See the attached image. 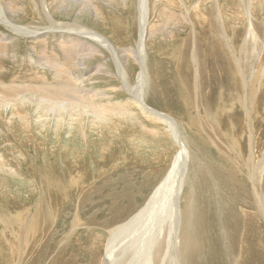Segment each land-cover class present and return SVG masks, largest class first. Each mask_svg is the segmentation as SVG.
<instances>
[{
    "label": "rangeland",
    "instance_id": "1",
    "mask_svg": "<svg viewBox=\"0 0 264 264\" xmlns=\"http://www.w3.org/2000/svg\"><path fill=\"white\" fill-rule=\"evenodd\" d=\"M14 1L17 3V6L19 5V7L14 10L16 21L14 22V19H12L11 23L17 26L26 27L29 32L35 31L36 36H31V34L30 36L22 34L11 25L6 26L3 23L0 24V34L2 33L9 38L14 39L11 40V45H13V43L18 45L15 46L18 49L11 45L8 47L9 49L7 48V51L11 52L8 56L4 54L8 57L5 62H2L3 59L0 58L1 69L5 68L9 70L11 75H15L19 71H23L25 73L36 71L52 75V71L49 67L53 65L56 66L54 61H57L61 67L60 70L66 71L67 69V73L77 72L78 74V66L82 63L86 66V68L81 70L85 74L92 67H95L98 64H104L110 69L108 70L110 73L108 77H101L100 75L98 76V74L91 75V78L89 77L87 82L81 81L83 86H81V83L79 84L80 86L76 85V87H74L75 85L73 86L67 84L64 89L81 90L82 92L79 95L83 97L89 92V89L92 88L90 90L97 92V95L103 97L104 100H102L105 104L113 103L123 105L126 101L132 102L133 104L130 103L131 107H128L127 109L126 106V109L129 110L130 113H133L127 117H125L126 115L123 117L120 113L119 115L118 113L108 114V116L113 117V120L116 118H122V120L124 119L123 121H127L126 123H122L125 125L122 126L126 128L124 135L122 136L121 133V136L116 138H111L105 130L104 137H98L96 134L91 136L92 123L89 124L87 133L90 136V144L94 143L99 146L101 144V146L105 148L109 146L107 149L109 151L106 152L107 155L104 157L98 153L94 147L89 146L85 149L84 146H82V143L80 142V135L75 134V128H77L75 123L72 122L68 127L66 123H61L66 121V117H64L60 122L59 117L57 119L53 117L58 116L57 114L60 112L61 104L62 106H66V103L69 105V103L71 104V101H65V103L60 101L58 102L53 100L52 97L48 96V98L40 93L36 94L38 97L35 95H29L32 99H34L35 105L41 106L37 112L33 113L31 116L32 118L30 117V127L34 126L31 130L33 136L36 137L33 142H30L28 141V138L26 141V137H24V134L20 129H17L18 134L16 132V134L13 135L6 122L7 119L12 121L15 120L17 122L21 106L19 105L17 108L15 106L12 107L13 104L11 101H9L11 103L8 104V101L3 100L1 102L0 100V103H3L2 105L0 104V110H3L0 111V186L4 187L5 185L8 186L9 189V195L6 197H3L0 194V231L4 228L2 229L0 235L2 236L3 232V236L5 235L4 240L3 237L0 236V264H13V262L15 264H63L64 261L71 264H95L98 258H100L101 264L105 263V247L109 239L111 240L113 238V236L110 238L109 235V230L112 226V223H110V218L113 215L112 212H114V210L118 207L130 205L129 210L120 215L119 221L117 222L118 225L123 222L128 215L133 216L134 212L137 210L139 211L140 207H143L154 188L158 186V184L163 180L162 178L167 176L171 171V162L173 159L177 158L176 154L179 152V149L172 140L166 125L160 120H155L156 117H147L148 115H152L148 112L146 113V111L142 112L137 106V102L135 103L136 99L134 100V91L140 78L139 76L143 77L141 86L143 88L142 94L144 105L151 111L162 113L167 118H170L175 122L177 127H179V137L181 138V142L183 143L184 148L188 151H184L182 153L184 159L188 158V153H190V155L194 158L191 165L189 163L187 164V166L190 167L188 169V176L189 178L195 180V183L193 184L194 189L184 191L182 202H184V199L188 197L189 194H195L196 202L193 205L191 220L192 224L198 227L200 235H204L201 233L202 229L200 228V224L198 222L202 211V204L210 211L213 209L212 206L214 204V199H220L217 203L225 202L227 200L231 202L232 197L230 195H228L226 199L223 197V193L229 189V181H237V184L240 185L244 191L247 190V194L252 192L250 194L252 197L254 196L259 202L261 200L262 208L260 210L264 213V181L259 184L257 180H254V170L264 158V34H262L259 47L260 50L258 48H254L252 49L253 52L250 51L251 49L247 43H245L242 48V55H239L241 48L240 50L238 49L239 43L240 45L242 44V39L244 37V34L242 33L246 34L250 25L249 23L252 22L251 24H253L254 22L258 29L262 26V33H264V0H145V6H147L145 13V15L147 14L145 22L147 27L145 29L143 27V31L146 36L144 42H147L144 45L145 48L138 47V31L140 30L138 16L137 24L134 25L137 13V0H92V6H97L96 9L99 12L97 15H93L92 11L91 13L84 10L82 11L83 7H88V4L86 3L88 0L67 1L66 3L68 5L70 4L69 6L72 5L71 9L67 8V6L62 8L59 7V9L55 5H51L48 8L52 7L51 16L55 18L54 23L59 26V29L57 30L58 33H56L57 31L55 33L47 32L49 29H56L49 26V21H52V19L47 13L48 10L46 9L45 12V8H43V11L41 10L39 12V9H37L41 5L44 7V3L41 4L43 0ZM48 1L49 4H51L52 0ZM3 3L10 4V1L0 0V6L3 5ZM74 4H79V6H82V9L75 7L76 5L74 6ZM210 7L213 8L211 9ZM31 8L36 9L39 13L36 15L32 12ZM73 8H77L79 13L74 14L71 12V14L67 17V10H72ZM23 9L25 13L23 12ZM162 10L165 12L168 11L166 15H169L170 12V15L171 13H174V15L177 14L181 16L183 18V22L178 23L176 20H172L169 22L168 26L165 24V26L162 27V29L164 28L165 30L163 29L162 31V29H160L159 33H153V31L149 32V27H151L155 22H159V20L163 19L166 20V18L160 19L159 16H157ZM210 10H213L212 12L215 11L214 15L217 23L221 27L227 29L226 32H222L224 36L221 35L217 37L215 31L207 32L206 27H203L200 24L201 18H208L206 15L209 16L208 13H210ZM217 10L220 11V14ZM249 10H252L253 12ZM248 12H250L252 16H250ZM22 13L25 17H22ZM231 13H233V15ZM238 13L240 14L239 17ZM0 18L4 20V17L1 15ZM119 18L121 19V22L117 21ZM245 20L246 22L248 21L247 23L249 25L245 22ZM255 20H261L262 22H260L262 24ZM17 22H19V24ZM40 23L42 26H39ZM72 24H79L82 27L85 26L90 29L93 28L98 35L103 36L109 45L115 48L114 53L118 57L119 65H121V60L127 65L128 70L125 68L124 70L127 77H129V83L126 85L122 84V81L120 80V73L114 65V61H116L114 60V56L112 57L111 54V58L109 53L102 47H99L101 54L96 55L91 59H84L83 61L79 59L77 62L72 64L73 67L69 68V59L65 56V53H63L64 49L56 44L54 40L60 34L66 36L67 34H65L66 32L63 27ZM46 27L49 28L45 29ZM114 29H116V31ZM193 32L194 34H192ZM173 33H175V35L172 38ZM43 34L54 36L53 38H50L51 42L47 49L43 48V46H38L41 42H33L36 38H38V36ZM148 35L150 36L149 39ZM151 36L153 38H151ZM66 37L64 38V41H67L69 38L68 35ZM45 39L48 41L49 38ZM221 41H223L224 44L227 42L225 45L229 47L233 53H235L230 55L231 52L222 48L218 43ZM33 44L36 49L32 48ZM211 45L212 47H210ZM214 45L217 50L214 48ZM41 47L44 50H42ZM57 47H60L61 50H58ZM139 48L143 50H140ZM126 49L138 51L137 57L136 55L127 54L125 52ZM197 51L199 52L197 53ZM236 51L239 53H236ZM3 53V51L2 53L0 52V56L1 54L3 56ZM42 53L44 54L45 59ZM11 54H13V61L11 60ZM23 55L26 57L29 56L33 61H36L35 65L37 67L29 66L28 64H30L31 61L28 62L24 60L25 63L22 64L20 60H22L21 56ZM128 55L130 57L127 58ZM217 55L220 56L218 57ZM195 58L197 60H195ZM51 60L54 64L51 63ZM198 60L200 62H198ZM44 61H47L46 63L48 65H46ZM153 64L158 65V68L154 73L152 70H149L150 76H155V78H152V84L150 87V76L147 68L148 65L150 67V65ZM200 66L203 67L204 72ZM236 66L238 67V70ZM242 66L244 69H242ZM132 67L134 70H131ZM143 69H145L146 74ZM194 71H197V73H194ZM238 71L240 72L238 73ZM203 73L205 74V78ZM78 74H73L72 78H77L79 80ZM144 76L148 78V81ZM202 77L204 79H202ZM76 81L77 80H75V83ZM52 82L54 83L53 85ZM15 83L19 85L24 84V82L20 80H17ZM49 83H51L49 84L51 88L62 89L58 87L59 84L61 85L60 79L52 80L51 77ZM198 83L199 85H197ZM127 85L129 89H125ZM146 85L148 87H146ZM79 87H81V89ZM200 87L202 88L198 92ZM146 93L148 95H146ZM29 96L28 98H30ZM21 97L22 99L26 98L27 94H22L19 97L20 101L22 100ZM46 100H50V104L47 103ZM53 103H55V107ZM250 104L252 106H250ZM49 105L50 107H48ZM14 108L16 110H14ZM56 108H58V110ZM26 109H30V111H32V109L35 108L34 106H30V108ZM113 109L117 110V106L114 105ZM9 112L11 113L9 114ZM54 112L55 115H53ZM38 113L43 117H39ZM62 113L68 114L67 111L66 113L65 111ZM84 116L87 120L92 121L93 117L92 115H89V112L85 113ZM247 117H249V120ZM125 118L127 119L125 120ZM54 123H56V125ZM41 124L43 126H41ZM16 128L18 127L15 126L12 129ZM36 128L40 131L38 132ZM57 129H60V131L57 132ZM68 130L73 136H70ZM23 137L25 139H23ZM74 138L75 140H73ZM57 139L59 141H57ZM34 141H37V143ZM70 142H73L74 144ZM196 147L198 149H196ZM136 148L137 151H135ZM79 159H81L80 162L74 164L72 163V161H78ZM180 160H182V156ZM197 166L200 170L197 169ZM217 168L221 170H217ZM214 170L217 171L214 173ZM92 181H95L93 183L94 186L90 185ZM80 184L84 186L82 187ZM255 184L257 186H254ZM222 185H224V187ZM80 188H83L82 194L79 192ZM91 189H95V193L92 195L89 193ZM256 189L258 191H256ZM70 190L72 192L74 191V194ZM211 191L215 194L212 195V193H210ZM10 193L12 195H10ZM122 193L124 194L122 195ZM218 193L221 194L218 195ZM81 195L85 197L82 199ZM257 196H259L260 200ZM113 197L122 199L119 202L114 200ZM234 204L236 207H240V203H238V201ZM20 213L22 218L18 216ZM22 213H25L24 215L28 214V222L24 221V215ZM254 214L253 216L257 220L256 227L260 228L261 233L260 236H257V240L259 239V243H263L264 247V242L261 240L262 237H264V215H262L259 211H255ZM12 217H20L23 224L27 223L26 226L30 229H27L28 231L25 230L27 237H25L24 231L22 232V230L15 228L18 224L16 220H13L15 218ZM2 223L5 226H3ZM6 225H9V228ZM32 226L33 228H31ZM6 228H8V230ZM17 230H19V236L17 235L18 233L15 234L18 232ZM106 230H108V232ZM12 231L14 232V236L16 238L13 236ZM226 231V226L219 225L217 230L212 231V239L210 241L197 238L194 243L192 254L199 260H202L204 262L203 264H210V260L215 258L219 260V257H221V260H219L218 264H239V259L243 257L248 260L247 264H261L258 262V258L261 257V253L256 250L254 242L251 244L249 231L244 230L242 232L243 236L237 244L238 248H235V245H232V243L227 241L228 236L226 235ZM49 235L51 236L50 239L48 238L50 237ZM17 237H20V240ZM233 237L232 241H235V236ZM32 238L35 241H33ZM14 239H18V241H14ZM22 239H26L25 243ZM147 239L148 243L146 245L147 250L145 255L146 260L149 256L150 249L153 247L152 238H149L148 235ZM11 240L14 243H12ZM61 240L63 241L61 242ZM93 240L96 241L92 242ZM26 241H28V243ZM91 248L93 249L91 250ZM217 251H219V256L215 257V253ZM128 253L129 250L125 249L124 252H121V254H115L111 258L110 264L117 262L118 259H123ZM141 256L144 257L143 251ZM134 258H140L138 253L133 256V260ZM262 258L264 264V255Z\"/></svg>",
    "mask_w": 264,
    "mask_h": 264
},
{
    "label": "bare ground",
    "instance_id": "2",
    "mask_svg": "<svg viewBox=\"0 0 264 264\" xmlns=\"http://www.w3.org/2000/svg\"><path fill=\"white\" fill-rule=\"evenodd\" d=\"M10 1V4H4L0 6V15L2 17H4V20L0 18V24H4L6 26L8 25H11L12 27H14L19 33H22V34H27L30 36H36L35 34V31L33 32H29L26 27H23V26H17V25H14L11 23L12 19H14V22L16 21L15 19V9L17 7H19V5L17 6V3L14 1V0H9ZM67 1H70V0H52L51 1V4H49V1L48 0H43V2L41 4L44 3V7L41 5L39 6L37 9H39L38 11L40 12L41 10L43 11V8H45V12H46V9L48 10L47 13L48 15L51 17L52 21H49L50 24L49 26L51 28H55L56 30L54 29H49L47 32L49 33H55L58 29H59V26L58 24L54 23V19L52 16H51V8H48L50 7L51 5H55L56 7H66L67 8H70L71 9V6H69L66 2ZM79 1V0H78ZM83 1V0H82ZM111 1V0H110ZM149 1V0H148ZM205 1H208V0H205ZM244 1V0H242ZM250 1V0H249ZM248 1V2H249ZM24 2V1H23ZM86 2V1H85ZM155 2V1H154ZM213 2H216V1H213ZM219 2V1H218ZM217 2V3H218ZM240 2V1H239ZM246 2V1H245ZM252 2V1H251ZM88 5V7H83L82 9V6H79V4H74L75 7H78L79 9H82V11H88L91 13L92 11V14H98V10L96 9V7H94V5L92 6V0H88L86 2ZM104 3V1H103ZM108 3V2H107ZM124 3V2H123ZM135 3V2H134ZM223 3V2H222ZM227 3V2H226ZM255 3V2H254ZM258 3V2H257ZM112 4V3H111ZM126 4V2H125ZM124 4V5H125ZM136 4V3H135ZM215 4V3H214ZM235 4V3H234ZM238 4V2H237ZM243 4V3H242ZM247 4V2H246ZM251 4V3H250ZM253 4V2H252ZM35 5V4H34ZM33 5V6H34ZM82 5V4H81ZM146 3H145V0H137V13H136V17H135V22H134V25L137 24V16H138V24H139V34H138V47L142 48L144 47L145 48V44L147 43L146 41L144 42L146 36H145V33L143 31V27L144 29L147 27L145 22H146V7L145 6ZM157 5V4H156ZM183 5V4H182ZM219 5V4H218ZM233 5V4H232ZM255 5V4H254ZM92 6V7H91ZM136 6V5H135ZM222 6V5H221ZM220 6V7H221ZM227 6V5H226ZM230 6V5H229ZM239 6V5H238ZM237 6V7H238ZM241 6V5H240ZM244 6V5H243ZM25 7V6H24ZM91 7V8H90ZM125 7V6H123ZM156 7V6H155ZM163 7V6H161ZM219 7V6H218ZM224 7V6H223ZM222 7V8H223ZM252 7V6H251ZM57 8V9H58ZM59 8V9H60ZM66 8V9H67ZM166 8V7H165ZM211 9L213 7H210ZM236 8V7H235ZM240 8V7H239ZM242 8V7H241ZM249 8H250V5H249ZM255 8V7H254ZM257 8V7H256ZM32 9V8H31ZM68 9L67 10V13L68 15H66L67 17L72 13L74 14H77L79 13L77 8H73L72 10ZM155 9V8H153ZM169 9V8H168ZM219 9V8H217ZM252 9V8H251ZM166 10V9H165ZM214 10V9H213ZM213 10H210V13L209 16L206 15V17H208L207 19H204V18H201V22L200 24L203 26V27H206V31L207 32H210V31H215L216 34H217V37L223 35L222 32H226L227 29H225L224 27H221L218 23H217V20H216V17H215V11L212 12ZM239 10V9H238ZM243 10V9H242ZM36 9H32V12H34L36 15L39 13ZM80 11V10H79ZM108 11V10H107ZM148 11V10H147ZM171 11V10H170ZM218 13L220 12L219 10H217ZM223 11V10H222ZM249 11H252V10H249ZM17 12V11H16ZM19 12H20V9H19ZM23 12L25 13L24 9H23ZM55 12V11H54ZM59 12V11H58ZM153 12V11H152ZM168 12V11H167ZM167 12H165L164 10L160 11L159 12V18H166V20H159V22H155L151 27H149V32L153 31V33H159L160 32V29H162V27L165 26V24L168 26L169 25V22L172 21V20H176V22L178 23H182L183 22V18L177 14L174 15V13L170 15V12H169V15H166ZM227 12V11H226ZM233 12V11H232ZM235 12V11H234ZM253 12V11H252ZM27 13V11H26ZM29 13V12H28ZM83 13V12H82ZM150 13V12H149ZM237 13V12H236ZM235 13V14H236ZM247 13V12H246ZM244 13V14H246ZM250 14V12H248ZM256 13V12H255ZM53 14V13H52ZM55 14V13H54ZM151 14V13H150ZM153 14V13H152ZM183 14V13H182ZM220 14V13H219ZM222 14V13H221ZM226 14V13H225ZM230 14V13H229ZM233 15V13H231ZM22 17H25L23 15V13L21 14ZM27 15V14H26ZM92 15V16H93ZM188 15V14H187ZM217 15V14H216ZM239 13H238V17H239ZM248 15V14H247ZM19 16V15H18ZM34 16V15H33ZM41 16V15H40ZM107 16V15H106ZM105 16V18H106ZM150 16V15H149ZM165 16V17H164ZM186 16V15H185ZM237 16V15H236ZM245 16V15H244ZM250 16H252V14H250ZM261 16V15H260ZM109 17V16H108ZM107 17V18H108ZM198 17V16H197ZM217 17H220V16H217ZM27 18V17H26ZM40 18V17H39ZM95 18V17H94ZM104 18V19H105ZM187 18V17H186ZM189 18V17H188ZM191 18V16H190ZM263 18V17H262ZM261 18V19H262ZM103 19V20H104ZM198 19V18H197ZM242 19V18H241ZM251 19V18H250ZM50 20V19H49ZM106 20V19H105ZM158 20V18H157ZM190 20V19H189ZM188 20V21H189ZM221 20V19H220ZM222 20H223V17H222ZM243 20V19H242ZM247 20V19H246ZM245 20V22H246ZM117 21H120L121 22V19L119 18ZM156 21V20H155ZM197 21V20H196ZM251 21H254V20H251ZM255 21H258L260 22L261 20H255ZM22 22V21H21ZM42 22V21H41ZM190 22V21H189ZM198 22V21H197ZM235 22V21H234ZM242 22V21H241ZM244 22V23H245ZM248 22V21H247ZM246 22V23H247ZM262 22V21H261ZM260 22V23H261ZM19 24V22H17ZM24 23V22H23ZM34 23V22H33ZM107 23V22H105ZM173 23V22H172ZM245 23V24H246ZM252 23V22H251ZM251 23H247L249 25V28L247 29L246 31V34L245 33H242L244 34V37L242 39V44L240 45L239 43V46H238V49L240 50V54L239 55H242V51H243V46L245 43H247L249 45V48L251 49L250 51H252V49L254 48H258L260 47V42H261V38H262V26L258 29L254 22L253 24ZM36 24V22H35ZM38 24V23H37ZM61 24V23H60ZM64 24V23H63ZM189 24V23H188ZM199 24V22H198ZM237 24V23H236ZM262 24V23H261ZM260 24V25H261ZM82 25V24H81ZM95 25V24H94ZM182 25V24H181ZM221 25H222V21H221ZM225 25V24H224ZM38 26V25H37ZM39 26H42L41 23ZM113 26V25H112ZM118 26V25H117ZM200 26V25H199ZM236 26V25H235ZM234 26V27H235ZM23 27V28H22ZM30 27V26H29ZM34 27V26H33ZM194 27V26H193ZM243 27H244V24H243ZM39 28V27H38ZM42 28V27H41ZM49 27H46L45 29H47ZM246 28V27H245ZM244 28V30H245ZM30 29V28H29ZM32 29V28H31ZM63 29L65 30V34H67L69 36L68 40L67 41H64V38L67 36H64L62 34H60L57 38H55V42L56 44H58L60 47H62L64 49V52L65 53V56L69 59V68L73 67L72 64L74 62H77L79 59L80 60H84V59H91L93 58L94 56L96 55H99L101 54L100 52V49L99 47H102L103 49H105L110 57H111V54H112V57L114 56V65L116 66L118 72L120 73V80L122 81V84L123 85H126L127 83H129V77H127L126 75V72L124 70L127 69V65L125 63H123V61L121 60V65H119L118 63V57L116 56V54L114 53V49L111 45H109V43L107 42V40L104 39L103 36H100L97 34L96 31H94L93 28H88V27H82L80 26L79 24L75 25V24H72V25H67L65 27H63ZM93 29V30H92ZM164 29V28H163ZM162 29V31H163ZM14 30V29H13ZM36 30V29H35ZM116 31V29H114ZM165 30V29H164ZM195 30V29H194ZM232 30V29H231ZM39 31V30H38ZM44 32V31H43ZM62 32V31H61ZM170 32V31H169ZM173 32V31H172ZM195 32V31H194ZM194 32L192 34H194ZM9 33V32H8ZM37 33H40V32H37ZM46 33V32H45ZM58 33V31L56 32ZM137 33V32H136ZM168 33V32H167ZM171 33V32H170ZM222 33V34H221ZM240 33V32H239ZM34 34V35H32ZM196 34V33H195ZM211 34V33H210ZM209 34V35H210ZM225 34V33H224ZM241 34V35H242ZM137 35V34H136ZM175 35V33L172 34V38L173 36ZM188 35V34H187ZM240 35V34H239ZM149 36V35H148ZM191 36V35H190ZM212 36H215V35H212ZM224 36V35H223ZM264 36V35H263ZM54 36H48L47 34H43L41 36H38V38H36L33 42H41V44H39L38 46H43V48H46L50 45V42H51V39L50 38H53ZM156 37V36H155ZM227 37V35H226ZM45 38H49L48 41H46ZM67 38V37H66ZM150 38V36L148 37V39ZM151 38H153L151 36ZM211 38V37H210ZM214 38V37H213ZM242 38V37H241ZM240 38V39H241ZM190 39V38H189ZM212 39V38H211ZM227 39V38H226ZM11 40H14L12 38H9L8 36L4 35V34H0V52L2 53V51L4 52L3 53V56L1 54L0 58H2V62H5V60H7V56L8 54L11 52H8L7 50L9 49L8 47L11 45L12 41ZM147 40V39H146ZM207 40V39H206ZM224 40V39H223ZM148 41V40H147ZM208 42V41H206ZM228 42V40H227ZM226 42V43H227ZM264 42V41H263ZM214 43V42H213ZM217 43V42H216ZM220 44V46L226 50H228L229 52H231L230 55H233V51L231 49H229V47H227L223 41L221 42H218ZM29 44V43H28ZM231 44V43H230ZM217 45V44H215ZM214 45V48L216 47ZM234 45V44H232ZM11 46H18V45H15L13 43V45ZM35 45L33 44L32 45V48H35L34 47ZM192 46V44H191ZM200 46V45H199ZM31 47V46H30ZM60 47L57 49L58 50H61ZM212 47V45L210 46ZM8 48V49H7ZM17 48V47H15ZM40 48V47H39ZM42 47L41 49L44 50ZM139 48V49H140ZM181 48V47H180ZM203 48V47H201ZM235 48V47H234ZM18 49V48H17ZM36 49V48H35ZM45 49V50H46ZM196 49V48H195ZM205 49V48H204ZM216 49V48H215ZM214 49V50H215ZM13 50V49H11ZM16 50V49H15ZM38 50V49H37ZM36 50V51H37ZM140 50H143V49H140ZM197 50V49H196ZM199 50V49H198ZM208 50V49H207ZM217 50V49H216ZM236 50V49H235ZM260 50V49H259ZM52 51V50H51ZM14 52V51H13ZM46 52V51H44ZM50 52V51H48ZM125 52L127 54H130V55H136L137 57V53L138 51H134L132 49H126ZM199 51H197L198 53ZM253 52V51H252ZM178 53V52H177ZM208 53V52H207ZM220 53V52H219ZM236 53H239L238 51H236ZM263 53V52H262ZM7 56H5V55ZM43 54V53H42ZM41 54V55H42ZM51 54H55V53H51ZM58 54V53H57ZM194 54H195V50H194ZM216 54V53H215ZM221 54V53H220ZM13 54H11L12 56ZM46 55V54H45ZM63 55V54H62ZM103 55V54H102ZM181 55V54H180ZM199 55V54H198ZM237 55V54H236ZM28 56V55H27ZM51 56V55H49ZM58 56V55H57ZM126 56V55H125ZM218 57L220 55H217ZM224 56V55H223ZM229 56V55H228ZM248 56V55H247ZM264 56V55H263ZM261 56V57H263ZM43 57H44V54H43ZM56 57V56H55ZM111 57V58H112ZM130 57L129 55L127 56V58ZM198 57V56H197ZM225 57V56H224ZM234 57V56H233ZM251 57V56H250ZM64 58V57H63ZM103 58V57H101ZM124 58V57H123ZM126 58V59H127ZM193 58V57H192ZM199 58V57H198ZM222 58V57H221ZM232 58V57H231ZM235 58V57H234ZM240 58V57H239ZM242 58V57H241ZM258 58V57H257ZM21 59L20 60L22 62V64H24V60L25 61H28L31 63L28 64L29 66H35V62L36 61H33L29 56L26 57V56H21ZM45 59V57H44ZM201 59V58H200ZM219 59V58H218ZM224 59V58H222ZM237 59V58H235ZM244 59V58H243ZM11 60L13 61V56L11 57ZM39 60V59H37ZM48 60V59H47ZM195 60H197L195 58ZM233 60V58H232ZM242 60V59H241ZM258 60V59H257ZM9 61V60H8ZM19 61V62H20ZM42 61V60H41ZM54 61V60H53ZM152 61V60H151ZM193 61V60H192ZM221 61V59H220ZM225 61V60H224ZM45 62V61H44ZM47 62V61H46ZM45 62V63H46ZM56 66H48L50 68V70L52 71V75H48L47 74H44L42 72H36V71H32L30 73H25L23 71H19L17 74L15 75H11L10 74V71L3 68L1 69L0 68V100L1 102L3 100L5 101H8L7 103H11L13 104L12 107H18L19 105L21 106V110H20V114L18 113V120L17 122L15 121H12V120H9L7 119L6 122L8 124V128L10 129V131L12 132L13 135L16 134L17 132V129H20L21 132L24 134V137H26V141H27V138H28V141L30 142H33V140L36 138L35 136H33V133H32V130L31 128L34 127H30V117L33 115V113L37 112L38 109L41 108L40 105H35L34 104V99H32L29 95H35L37 96L36 94H43L45 96H49V97H52L53 100H56V101H60V102H64L65 101H71V104L69 103H66V106H62L61 104V108H60V112H58V116H53L55 117V119H57L59 117V122L62 121V119L64 117H66V121L64 122H61L62 124H67L68 127L69 125L73 122L75 123L76 127V133L75 134H79L80 137H81V140L80 142L82 143V146H84V148H88L89 146H92L96 149V151L98 153H100L102 156H106V152L109 151L107 150L109 148V146H107L106 148L105 147H102L101 144L100 146L98 144H94V143H91L89 142V135L87 133L88 129H89V124H91V136L92 135H97L98 137H104L105 134H104V130L111 136V138H116L118 136H123L124 133H125V130L126 128H124L122 125V123H124L125 121L121 119H115L113 120V117H110L108 116V114H113V113H119L123 115H126L125 117L127 116H130L131 112L128 109V107L130 108L132 102H129V101H126L124 102L123 105H120V104H105V102L103 101V97L102 96H99L97 95L98 93L97 92H94L90 89L92 88H88L89 89V92L81 97L79 94H81V90H69V89H64L65 86L67 84H70V85H75L74 87H76V85H79L80 83L82 84L81 86H83V82H87L88 81V78L90 77L91 78V75H95V74H98V76L100 75L101 77L103 76H109L110 73L108 72L109 67L107 65H104V64H98L96 65L95 67H92L90 70H88L85 74L81 71L83 68H86V66L82 63H78L79 66V74L76 72H70V73H67V69L66 71L64 70H60V65L58 64L57 61H54ZM127 62V60H126ZM198 62H200L198 60ZM7 63V62H6ZM50 63V62H49ZM51 63H52V60H51ZM50 63V64H51ZM149 63V62H148ZM152 63H156V62H152ZM215 63V62H214ZM236 63V62H235ZM260 63V62H258ZM17 64V63H16ZM19 64V63H18ZM54 64V63H52ZM122 64H123V67H122ZM200 64V63H198ZM216 64V63H215ZM2 65V64H1ZM8 65V64H7ZM41 65V64H40ZM45 65V64H43ZM46 65H48L46 63ZM62 65V64H61ZM76 65V64H75ZM194 65V64H193ZM202 65V63H201ZM224 65V64H223ZM4 66V65H3ZM11 66V65H10ZM146 66V65H145ZM196 66V65H195ZM204 67V65H202ZM191 67V66H190ZM194 67V66H193ZM201 67V66H200ZM203 67H201L203 69ZM213 67V66H212ZM211 67V68H212ZM219 67V66H217ZM227 67V66H226ZM237 67V66H236ZM45 68V67H44ZM47 68V67H46ZM65 68V67H63ZM140 68V67H139ZM158 68V65H148V74L150 76V71L149 70H152L153 73L155 72V70ZM195 68V67H194ZM221 68V67H220ZM13 69H16V68H13ZM22 69V68H21ZM199 69V68H198ZM242 69L243 66H242ZM32 70V69H31ZM39 70V69H37ZM86 70V69H85ZM128 70V69H127ZM131 70H134V68L132 67ZM197 70V69H195ZM219 70V68H218ZM235 70V68H234ZM237 70H238V67H237ZM241 70V69H240ZM144 73L146 72L145 69H143ZM202 71V70H201ZM130 72V71H129ZM203 72H204V69H203ZM240 71H238L239 73ZM13 73V72H12ZM94 73V74H93ZM112 73V72H111ZM143 73V72H141ZM140 73V74H141ZM194 73H197V71ZM223 73V71H222ZM73 74H78V78H72V75ZM131 74V72H130ZM146 74V73H145ZM204 74V73H203ZM264 74V73H263ZM189 75V74H188ZM201 75V74H200ZM207 76V75H206ZM217 76V75H216ZM240 76V74H239ZM52 77V80H55V79H60V82H61V85L59 84L58 87L62 88V89H57V88H51L49 86V80L50 78ZM140 77V78H139ZM139 80H138V83L135 87V91H134V95H135V98L134 100L136 99L135 103L137 104V106L141 109L142 112H145L146 113H150L152 116L148 115L147 117H156L155 120H160L161 122H163V124L166 125L169 133H170V136L172 138V140L174 141V143L176 144V146L178 147V151L177 152L178 154L177 155V158L173 159V161L171 162V171L168 173L167 176H164V178H162L163 180L158 184V186H156L154 188V190L152 191L151 195L147 198L145 204L143 205V207L139 209V211L136 213L134 212L133 216H129L123 221L121 222L120 224L117 225V222L119 221V218H120V215L121 214H124L126 211L129 210V207L130 205H126V206H122V207H118L117 209L114 210L113 215L111 216L110 218V223H112V226L108 229L109 230V235H110V238L113 236V238L107 243L106 245V249H105V263L104 264H110V261H111V258L115 255V254H121V252H124L125 249L129 250V253L123 258V259H118L117 262H114L112 264H203L204 262L202 260H199L196 256H194L192 254V251L194 249V243H195V240L197 238H200V239H204L206 241H210L212 239V231H215L217 230V228L219 227V225H224L226 226L227 228V231H226V235L228 236L227 237V241L229 243H232V245H235V248H238L237 244L239 242V240L242 238V232L244 230H247L249 231V234L251 236V244L254 242L255 243V248L257 251H259L261 253V257L258 258V262L263 264V258L262 256L264 255V247H263V243H259V239L257 240V236H260L261 233H260V228L259 227H256L257 226V220L255 219V217L253 216L254 212L255 211H259L260 213H262V215H264L263 211L260 210L262 208V202L261 200L259 199V196L258 199L260 200V202L253 196H251L250 194H247L246 191H244L240 185L237 184V181L236 182H228L230 184L229 186V189H227L225 191V193H223V197L226 199V197L228 195H230L232 197L231 199V202L229 200L225 201V202H218L217 201H220L219 198L214 199V204H213V209H211L209 211V209L207 210L203 204H202V211H201V215H200V218L198 219V222L200 224V228L202 229L201 233L204 234V235H200L199 233V230H198V227L194 224H192V220H191V214H192V210H193V205L195 204L196 200H195V194L192 193V194H189L188 197H186L184 199V202H182V198L184 196V191L185 190H189L190 189H194L193 188V184L195 183V180L194 179H191L189 178L188 176V169L190 167L187 166V164L189 163L191 165V162L192 160H194V158L190 155V153H188V158H185L184 159V156L182 155V153L184 151H187L184 146H183V143L181 142V138L179 137V127H177V125L175 124V122L173 120H171L170 118H167L165 115H163L162 113H159V112H155V111H151L149 108H147L145 105H144V102H143V94H142V86H141V82L143 81V77L142 76H139ZM145 77V76H144ZM195 77V76H194ZM262 77V76H261ZM119 78V76H118ZM152 78H155V76H150V87H151V84H152ZM198 78V77H197ZM204 78H205V74H204ZM202 77V79H204ZM242 78V77H241ZM246 78V77H245ZM145 79L148 81V78L145 77ZM144 79V80H145ZM17 80H20V81H23L24 84L22 85H19V84H16L15 82ZM75 80L76 83H75ZM107 80V79H106ZM125 80V81H124ZM201 80V79H199ZM206 80V79H205ZM262 80V79H261ZM260 80V81H261ZM136 81V80H135ZM204 81V80H203ZM209 81V80H208ZM229 81V80H228ZM51 82V81H50ZM57 82V81H56ZM95 82V81H94ZM110 82V81H109ZM194 82V81H193ZM196 82V81H195ZM205 82V81H204ZM210 82V81H209ZM222 82V81H221ZM263 82V81H262ZM90 83V82H88ZM108 83V82H107ZM197 83V82H196ZM230 83V82H229ZM21 84V83H20ZM54 83L52 82V85ZM193 84V83H192ZM202 84V83H201ZM209 84V83H208ZM38 85V86H37ZM41 85V86H39ZM199 85V83L197 84ZM258 85V84H257ZM262 85V84H261ZM44 86H49V87H44ZM69 86V85H68ZM80 86V85H79ZM231 86V85H230ZM78 87V86H77ZM89 87V86H88ZM146 87H148L146 85ZM197 87V86H196ZM199 87V86H198ZM260 87V86H259ZM71 88V87H70ZM81 89V87H79ZM86 88V87H85ZM202 87H200L198 89V92L199 90L201 89ZM245 88V87H244ZM75 89V88H74ZM77 89V88H76ZM84 89V88H82ZM125 89H129L128 88V85L125 87ZM203 90V89H202ZM97 91V89H96ZM252 91V90H251ZM99 92V90H98ZM138 92V94H137ZM140 92V93H139ZM97 93V94H96ZM103 93V92H102ZM250 93V92H249ZM22 94H27V97L26 98H23L21 97V101L19 100V97L22 95ZM145 94V93H144ZM197 94V93H196ZM204 94V93H203ZM207 94V92H206ZM101 95V94H100ZM146 95H148L146 93ZM28 96L30 98H28ZM42 96V95H41ZM198 96V95H197ZM196 96V97H197ZM201 96V94H200ZM24 97V96H23ZM38 97V96H37ZM36 97V98H37ZM44 97V96H42ZM41 97V99H42ZM48 97V98H49ZM83 98V99H82ZM111 98V97H110ZM202 98V97H201ZM247 98V96H246ZM51 99V100H52ZM103 99V100H102ZM109 99V98H108ZM44 100V99H43ZM102 100V101H101ZM149 100V99H148ZM147 100V101H148ZM195 100V99H194ZM247 100V99H246ZM11 101V102H9ZM40 101V100H39ZM38 101V102H39ZM47 103H49L48 100H46ZM53 102V101H51ZM150 102V101H148ZM37 103V102H36ZM45 103V102H44ZM190 103V102H189ZM196 103V102H195ZM247 103V102H246ZM249 103V102H248ZM1 104V103H0ZM3 104V103H2ZM1 104V105H2ZM50 104V103H49ZM52 104V103H51ZM55 103H53L54 105ZM57 104V103H56ZM133 104V103H132ZM232 104V103H231ZM64 105V104H63ZM114 105L117 106V110H114ZM233 105V104H232ZM246 105V104H245ZM30 106H34L35 109H32V111L27 110L26 108H30ZM43 106V105H42ZM47 106V105H46ZM126 106H127V109H126ZM250 106H252L250 104ZM5 107V106H4ZM8 107V106H7ZM50 107V105L48 106ZM53 107V106H52ZM51 107V108H52ZM55 107V105H54ZM53 107V108H54ZM59 107V106H58ZM10 108V107H8ZM32 108V107H31ZM135 108V107H134ZM133 108V109H134ZM194 108V107H193ZM249 108V107H248ZM45 109V108H43ZM49 109V108H48ZM58 110V108H56ZM56 109H55V112H56ZM113 109V110H112ZM136 109V108H135ZM134 109V110H135ZM9 110V109H8ZM14 110H16L14 108ZM13 110V111H14ZM52 110V109H51ZM251 110V109H250ZM0 111H3V110H0ZM12 111V113H13ZM67 111L68 114H63L62 112ZM44 112V111H42ZM55 112L53 115H55ZM71 112V113H70ZM89 112V115H92V121L90 120H87L86 117L84 116L85 113H88ZM8 113V112H7ZM11 112H9L10 114ZM47 113V112H46ZM17 114V113H16ZM39 114V113H38ZM44 114V113H43ZM51 114V113H50ZM47 115V114H46ZM49 115V114H48ZM121 115V117H122ZM132 115V114H131ZM136 115V114H135ZM145 115V114H144ZM10 116V115H9ZM8 116V117H9ZM13 116V114H12ZM11 116V117H12ZM39 117H43L41 116L40 114L38 115ZM51 116V115H49ZM48 116V117H49ZM114 116V115H112ZM134 116V115H133ZM137 116V115H136ZM135 116V117H136ZM248 116V115H247ZM7 117V118H8ZM10 117V118H11ZM14 117V116H13ZM47 117V116H46ZM116 117V116H115ZM5 118V117H4ZM17 118V117H16ZM32 118V117H31ZM133 118V117H132ZM248 120H249V117H247ZM246 118V119H247ZM251 118V117H250ZM127 118H125L126 120ZM137 119V118H135ZM153 119V118H152ZM49 120V119H47ZM134 120V118H133ZM138 120V119H137ZM136 120V121H137ZM44 121V120H43ZM42 121V122H43ZM56 121V120H55ZM129 121V120H128ZM159 121V122H160ZM47 122V121H46ZM58 122V123H59ZM127 122V121H126ZM125 122V123H126ZM130 122V121H129ZM34 123V122H33ZM32 123V124H33ZM44 123V122H43ZM17 124V125H16ZM56 125V123H54ZM202 124V123H201ZM61 125V124H60ZM59 125V126H60ZM17 126L18 128L16 129H12L13 127ZM37 126V125H36ZM41 126H43L41 124ZM58 126V127H59ZM74 126V124H73ZM125 126V125H124ZM247 126V125H246ZM187 127V126H186ZM40 128V127H39ZM38 128V129H39ZM46 128V127H45ZM62 128V127H61ZM72 128V127H71ZM12 129V130H11ZM33 129V128H32ZM41 129V128H40ZM56 129V128H55ZM73 129V128H72ZM37 130V128H36ZM44 130V129H43ZM74 130V129H73ZM247 130V129H246ZM250 130V129H249ZM35 131V130H33ZM38 131V130H37ZM40 131V130H39ZM38 131V132H39ZM51 131V130H50ZM60 129H57V132H59ZM20 132V131H19ZM69 132V130H68ZM73 132V131H72ZM43 133V132H42ZM70 133V132H69ZM122 133V134H121ZM168 133V134H169ZM249 133V132H248ZM18 134V132H17ZM20 134V133H19ZM121 134V135H120ZM146 134V133H145ZM44 135V133H43ZM68 135V134H67ZM21 136V135H20ZM46 136V135H45ZM70 136H73L71 135L70 133ZM78 136V135H77ZM208 136V135H207ZM23 137V139H25ZM66 137V136H65ZM67 138V137H66ZM43 140V139H42ZM75 140V138L73 139ZM57 141H59L57 139ZM70 141V140H69ZM35 143H37V141H34ZM74 142V141H73ZM73 142H70V143H73ZM76 142V141H75ZM29 143V142H28ZM194 143V141H193ZM9 144V143H8ZM74 144V143H73ZM133 144V143H132ZM200 144V143H199ZM114 145V144H113ZM27 146V145H26ZM139 146V145H138ZM112 148V147H111ZM139 148V147H138ZM196 149H198L196 147ZM135 151H137V148L135 149ZM188 152V151H187ZM190 152V151H189ZM136 153V152H135ZM193 154V153H192ZM196 154V153H195ZM227 154V153H226ZM181 156H182V160L181 159ZM195 157V156H194ZM228 158V157H227ZM198 159V158H197ZM206 159V158H205ZM196 160V159H195ZM81 159H79L78 161H72V163H77V162H80ZM202 162V161H201ZM71 163V162H70ZM110 163V162H109ZM108 163V164H109ZM203 164V163H202ZM201 164V165H202ZM1 165V164H0ZM110 165V164H109ZM114 166V165H113ZM187 166V167H186ZM204 166V165H203ZM214 166V165H212ZM3 167V166H2ZM118 168V167H117ZM116 168V169H117ZM213 168V167H212ZM112 169V168H111ZM114 169V170H116ZM197 169L198 166H197ZM219 168H217L218 170ZM249 169V168H248ZM55 170V169H54ZM53 170V171H54ZM200 170V169H199ZM217 170H214V173L217 171ZM221 170V169H219ZM251 170V169H249ZM60 171V170H59ZM190 171V170H189ZM107 172V171H106ZM191 173V172H189ZM197 173V172H196ZM199 173V171H198ZM204 173V172H203ZM208 173V171H207ZM206 173V174H207ZM213 173V174H214ZM2 174V173H1ZM63 174V172H62ZM202 174V173H201ZM211 174V173H210ZM222 174H223V171H222ZM68 175V173H67ZM121 175V174H120ZM190 175V174H189ZM215 176V175H214ZM217 176V175H216ZM220 176V175H218ZM119 177V176H118ZM209 177V176H208ZM213 177V176H212ZM154 178V177H153ZM152 178V179H153ZM63 179V177H62ZM68 179V178H67ZM198 179V178H197ZM201 179V178H200ZM203 179V177H202ZM215 179V178H214ZM213 179V180H214ZM65 180V179H64ZM72 180V179H71ZM208 180V179H207ZM205 180V181H207ZM217 180V179H216ZM228 180V179H227ZM254 180H257V182L259 184H261L263 181H264V158L262 160V162H260V164L255 168L254 170ZM73 181V180H72ZM78 181V180H76ZM104 181V180H103ZM204 181V182H205ZM212 181V180H211ZM210 181V182H211ZM65 182V181H64ZM63 182V183H64ZM79 182V181H78ZM95 182V181H94ZM92 181V183L90 185H93L94 186V183ZM97 182V181H96ZM117 182V181H116ZM71 183V182H70ZM121 183V181H120ZM118 183V184H120ZM212 183V182H211ZM77 184V183H76ZM116 184V183H115ZM122 184H123V181H122ZM240 184V183H239ZM58 185V184H57ZM60 185V184H59ZM64 185V184H63ZM78 185V184H77ZM76 185V186H77ZM81 185V184H80ZM121 185V184H120ZM217 185V184H215ZM71 186V185H70ZM82 186V185H81ZM84 186V185H83ZM82 186V187H83ZM127 186V185H126ZM212 186V185H211ZM220 186V185H219ZM224 187V185H222ZM240 186V187H239ZM254 186H257L256 184ZM261 186V185H260ZM5 187V188H4ZM4 187H1L0 186V194L3 196V197H6L7 195H9V189H8V186H5ZM61 187V186H59ZM67 187V186H66ZM108 187V186H107ZM114 187V186H113ZM214 187V185H213ZM94 188V187H92ZM216 188V187H215ZM214 188V190H215ZM68 189V188H67ZM70 189V187H69ZM68 189V190H69ZM72 189V188H71ZM77 190V189H76ZM108 190V189H107ZM213 190V191H214ZM58 191V190H57ZM71 191V190H70ZM69 191V192H70ZM79 191V190H78ZM114 191V190H113ZM213 191H211L210 193H212ZM256 191H258L256 189ZM255 191V192H256ZM59 192V191H58ZM66 192V191H64ZM72 192V191H71ZM70 192V194H71ZM74 192V191H73ZM72 192V193H73ZM81 194L83 193V188L81 189L80 188V191ZM216 192V191H215ZM61 193V192H60ZM68 193V192H67ZM90 195H92L93 193H95V189H91L90 190ZM209 193V194H210ZM261 193V191H260ZM62 194V193H61ZM74 194V193H73ZM124 193H122L123 195ZM215 194V193H214ZM212 193V195H214ZM221 194V193H218V195ZM10 195H12L10 193ZM60 195V194H59ZM234 195V196H232ZM254 195V194H253ZM82 196V195H81ZM97 196V195H96ZM222 196V195H220ZM12 197V196H11ZM62 197V196H61ZM70 197V196H69ZM85 196H82L81 198L83 199ZM210 197V196H208ZM216 197V195H215ZM235 197V198H234ZM114 200L116 201H121V199H118L117 197H113ZM238 199V200H236ZM238 201V203H240V207H236V205L234 203H236ZM62 204V202H61ZM209 204V203H208ZM234 204V205H233ZM96 205V204H94ZM58 206V205H57ZM210 206V205H209ZM209 208V207H208ZM51 209V208H50ZM66 209V208H65ZM100 210V209H99ZM47 212V211H46ZM108 212V211H107ZM23 214V213H22ZM25 214V213H24ZM23 214V215H24ZM47 214V213H46ZM102 214V213H101ZM257 214V213H256ZM17 215V214H16ZM48 215V214H47ZM94 215V214H93ZM255 215V214H254ZM11 216V215H10ZM21 217V213L20 215H18ZM27 216L28 214L24 215L23 216V219L24 221L28 222L27 221ZM38 216V215H37ZM53 216V214H52ZM108 216V215H107ZM110 216V215H109ZM19 218H15V217H12V218H15L13 220H16L18 226H16L15 228L17 229H20L22 230V232L24 231V235L25 237H27V233L25 232V230L29 229L27 228V223L23 224L22 222V219ZM56 217V216H55ZM22 218V217H21ZM31 218V217H30ZM97 218V217H96ZM93 219V218H92ZM13 220L11 219V221L13 222ZM97 220V219H96ZM10 221V220H9ZM101 221V220H100ZM1 222V221H0ZM11 222V223H12ZM264 222V221H263ZM10 223V224H11ZM30 223V222H29ZM99 223V222H98ZM109 223V224H110ZM1 224V223H0ZM16 224V225H17ZM256 224V225H255ZM3 225V223H2ZM12 225V224H11ZM10 225V226H11ZM51 225V224H50ZM259 225V224H258ZM5 226V225H3ZM7 226V225H6ZM9 226V225H8ZM7 226V227H8ZM25 226V227H24ZM101 226V225H100ZM103 226V225H102ZM97 227V226H96ZM261 227V225H260ZM9 228V227H8ZM8 228H6L8 230ZM12 228V227H11ZM33 228V226L31 227ZM71 228V227H70ZM102 228V227H101ZM4 229V228H2ZM2 229L0 231V234L2 232ZM262 229V228H261ZM10 230V229H9ZM30 230V229H29ZM108 230H106L108 232ZM5 231V230H4ZM11 231V230H10ZM15 231V230H14ZM18 232H16L15 234H17L19 236V230H17ZM28 231V230H27ZM13 232V231H12ZM34 232V231H33ZM32 232V233H33ZM103 232V231H102ZM51 233V232H50ZM101 233V232H100ZM4 234V232H3ZM1 237H3V240H4V237L5 235ZM13 236H14V232L12 233ZM21 234V233H20ZM93 234V233H92ZM102 234V233H101ZM23 235V233H22ZM37 235V233H36ZM96 235V234H95ZM149 235V238H152V245L153 247L150 249V253H149V256L147 257V260L145 258V255H146V245L148 243V239H147V236ZM8 236V235H7ZM50 236V235H49ZM233 236H235V241H232V239L234 238ZM11 237V236H10ZM15 237V236H14ZM13 237V238H14ZM22 237V236H21ZM96 237V236H95ZM8 238V237H7ZM12 238V237H11ZM16 238V237H15ZM19 238L20 240V237H17ZM23 238V237H22ZM29 238V236H28ZM34 238V237H33ZM32 238V239H33ZM49 239L51 238L48 237ZM94 238V237H93ZM260 238V237H259ZM30 239V238H29ZM35 239V238H34ZM33 239V241H35ZM95 239V238H94ZM98 239V238H97ZM25 243V240L22 239ZM21 240V241H22ZM262 242H264V237H262ZM9 241V240H8ZM12 241V240H11ZM14 241H18L14 239ZM20 241V242H21ZM22 241V242H23ZM63 240H61L62 242ZM96 240H93L92 242H94ZM107 241V240H106ZM28 243V241H26ZM32 242V241H31ZM30 242V244H31ZM91 242V243H92ZM12 243H14L12 241ZM19 243V242H18ZM96 243V242H95ZM100 243V242H99ZM11 244V243H10ZM93 244V243H92ZM14 245V244H13ZM26 245V244H25ZM95 245V244H93ZM104 245H105V242H104ZM1 246V245H0ZM12 246V245H10ZM23 246V244H22ZM29 246V244H28ZM18 247V246H17ZM60 247V246H59ZM9 248V246H8ZM94 248V247H93ZM91 248V250L93 249ZM96 248V247H95ZM102 248V247H100ZM187 248V250H186ZM26 249V248H25ZM24 249V250H25ZM103 249H104V246H103ZM186 250V251H185ZM96 251V250H95ZM142 251H143V256L142 257ZM32 252V251H31ZM87 252V251H86ZM94 253V252H93ZM138 253L139 255V259L137 258H134L133 260V256ZM13 254V253H11ZM10 254V255H11ZM92 254V253H91ZM219 256V251H217L215 253V257ZM22 257V256H21ZM99 257V256H98ZM67 259V258H66ZM112 260H117V259H112ZM219 260H221V257H219ZM219 260L217 258L213 259V260H210V264H218L219 263ZM9 261V260H8ZM7 261V262H8ZM26 261V260H24ZM36 261V260H35ZM30 262V261H29ZM74 263V262H73ZM248 263V260L246 258H241L239 259V264H247ZM9 264V263H8ZM13 264H15L13 262ZM28 264V263H27ZM30 264V263H29ZM63 264H71L69 262H63ZM95 264H101L100 262V258H98L97 262ZM209 264V263H207Z\"/></svg>",
    "mask_w": 264,
    "mask_h": 264
}]
</instances>
